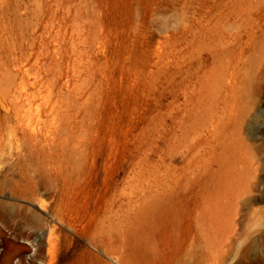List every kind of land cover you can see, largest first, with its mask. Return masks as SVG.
Listing matches in <instances>:
<instances>
[{
    "label": "rangeland",
    "instance_id": "obj_1",
    "mask_svg": "<svg viewBox=\"0 0 264 264\" xmlns=\"http://www.w3.org/2000/svg\"><path fill=\"white\" fill-rule=\"evenodd\" d=\"M263 246L264 0H0V264Z\"/></svg>",
    "mask_w": 264,
    "mask_h": 264
},
{
    "label": "bare ground",
    "instance_id": "obj_2",
    "mask_svg": "<svg viewBox=\"0 0 264 264\" xmlns=\"http://www.w3.org/2000/svg\"><path fill=\"white\" fill-rule=\"evenodd\" d=\"M47 240H48L49 245L51 246L52 245V241H53L52 238L51 237H48ZM263 252H264V246H263Z\"/></svg>",
    "mask_w": 264,
    "mask_h": 264
}]
</instances>
